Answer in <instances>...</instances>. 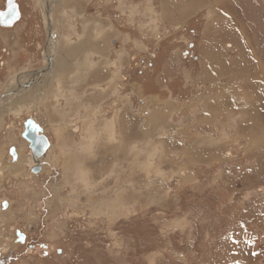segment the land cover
<instances>
[{"label":"rangeland","instance_id":"obj_1","mask_svg":"<svg viewBox=\"0 0 264 264\" xmlns=\"http://www.w3.org/2000/svg\"><path fill=\"white\" fill-rule=\"evenodd\" d=\"M18 1L0 29V264H264V0ZM109 27L110 72L77 97L52 84L60 38ZM27 117L51 142L39 173Z\"/></svg>","mask_w":264,"mask_h":264},{"label":"crops","instance_id":"obj_2","mask_svg":"<svg viewBox=\"0 0 264 264\" xmlns=\"http://www.w3.org/2000/svg\"><path fill=\"white\" fill-rule=\"evenodd\" d=\"M68 3H71V1L70 0L59 1L58 6L61 12L64 13L67 12V8H69ZM70 8L73 7L70 5ZM62 9L64 10L62 11ZM74 11L77 12V9H75ZM81 15L82 14L76 13V17ZM49 18H50V14H49ZM60 20H61L59 22L60 30H64V29L72 30V32H70L71 35L73 31H76V27L74 28L68 27V24L70 25L71 23H66V22L64 23L62 22V19ZM94 30L97 31L98 28L96 29L94 28ZM114 30L109 27L107 30L101 33V36L99 38H94V31L91 33V35L86 34L85 37H82L81 39L75 41H72L70 37H68V39L70 40H63L62 38H60L58 47L57 49H55V55L58 56V67L55 69V73L57 70H60L59 71L60 76L52 75L50 77V79L52 80V84L54 83V79H57L58 77L60 79L59 84L63 85L62 81L64 80L65 86L67 84V79L70 81L72 79H75V85L73 91L74 97L78 96L80 92L79 91L80 87H82V86L79 87L80 84L78 85V83H85V86L98 84L97 75H100L103 72L107 75L110 72L108 65L110 62H113L114 60L112 58V46L115 41L114 38L116 37V35L113 36V33H115ZM53 36L55 37L56 35L53 34ZM63 71H65L64 73L65 75H62ZM78 75L81 76L80 77L81 81L80 78H77ZM234 76L239 77L240 80H243L244 78V75L242 73H235ZM100 84L101 86L103 85V83ZM70 89L71 88L66 90L64 93V99L66 103L72 97V93H71L72 90L70 91ZM208 96L210 95L207 94V96L205 95L202 96L201 98L204 99L205 101L206 100L209 101L210 99H207ZM64 99L62 97H59L58 102L60 103L61 100L63 101ZM53 101L55 102L52 103L51 101H49L48 103L49 108L54 107V104L57 102L56 99ZM65 108H67V106H65ZM208 115L211 116V113L209 111H208ZM63 123L64 122L62 119H58V120L53 119V121L51 122L53 126H58V127L64 126ZM225 136H226L225 137L226 140H230L234 138L231 134H227V133H225Z\"/></svg>","mask_w":264,"mask_h":264},{"label":"water","instance_id":"obj_3","mask_svg":"<svg viewBox=\"0 0 264 264\" xmlns=\"http://www.w3.org/2000/svg\"><path fill=\"white\" fill-rule=\"evenodd\" d=\"M47 14V13H46ZM47 17L49 18L48 14ZM20 18V11L18 4L15 0L10 3L9 0H5L4 9L0 10V24L3 27H12L13 24ZM49 21V20H48ZM50 23V22H49ZM50 35V32H49ZM49 38V37H48ZM47 38V39H48ZM47 42L45 43V50L47 52ZM52 66V58L48 57ZM48 66V68H49ZM39 70V69H38ZM41 70V69H40ZM7 91V90H6ZM14 90L5 92V94L10 93ZM20 136L27 142L28 153L26 154V163L31 173H39L43 169V161L50 149L51 142L48 136L44 132V127L35 121L32 117H27L22 121V129ZM10 162L15 163L18 161V152L15 146L9 148ZM9 202L6 199H0V209L4 210L7 208ZM16 235L18 236L17 241L24 242L25 234L19 229L16 230Z\"/></svg>","mask_w":264,"mask_h":264},{"label":"flooded vegetation","instance_id":"obj_4","mask_svg":"<svg viewBox=\"0 0 264 264\" xmlns=\"http://www.w3.org/2000/svg\"><path fill=\"white\" fill-rule=\"evenodd\" d=\"M15 2L18 4V8H19V1L18 0H15ZM4 3H5V0H0V10H3L4 9ZM20 11V10H19ZM17 23V21L13 24V25H15ZM13 27V26H12ZM3 28V26L0 24V29H2ZM4 28H8V27H4ZM11 28V27H10ZM43 49H44V44H43ZM45 50V49H44ZM154 57H156V55L154 54ZM0 59H1V55H0ZM144 61H146V63H147V65L148 66H150V67H152V65H153V62L152 61H150V60H148V59H144ZM34 118V117H33ZM34 120H36V119H34ZM37 121V120H36ZM38 122V121H37ZM40 124V123H39ZM11 146H13V145H11ZM11 146H9L8 147V150H7V157H8V159L10 160V157H9V148L11 147ZM16 147V146H15ZM16 150H17V148H16ZM18 151V150H17ZM25 234V233H24ZM16 237H17V239H18V236L17 235H15ZM28 237V238H27ZM33 237H36L35 236V233H33V236H31V238H30V236H27V234H25V237H24V241H25V239L27 238L29 241H30V239H32ZM31 246V245H30ZM46 248V247H45ZM57 252H59V249L57 250Z\"/></svg>","mask_w":264,"mask_h":264},{"label":"bare ground","instance_id":"obj_5","mask_svg":"<svg viewBox=\"0 0 264 264\" xmlns=\"http://www.w3.org/2000/svg\"><path fill=\"white\" fill-rule=\"evenodd\" d=\"M51 2H52V1H51ZM49 3H50V1H48V6H49ZM46 4H47V3H46ZM46 13L48 14V11H46ZM48 16H49V14H48ZM51 27H52V26H51ZM50 31H51V30H50ZM50 33H52V32H50ZM51 36H53V34H51ZM49 41H50V40H49ZM49 41H48V44H47V45H48V46H47V52H46V54H45V57H46L47 60H49L48 57H51V56H50V51H51V50H50V45H51L52 43L49 42ZM53 44H54V43H53ZM51 47H52V46H51ZM53 57H54V56H53ZM52 59H53V58H52ZM258 65H259V64H258ZM36 85H37V84H36ZM31 87H32V86H31ZM30 90H31V89H30ZM28 92H29V91H28ZM35 121H36V120H35ZM16 172H17V171H16Z\"/></svg>","mask_w":264,"mask_h":264},{"label":"snow or ice","instance_id":"obj_6","mask_svg":"<svg viewBox=\"0 0 264 264\" xmlns=\"http://www.w3.org/2000/svg\"><path fill=\"white\" fill-rule=\"evenodd\" d=\"M9 2L11 3V2H12V0H9Z\"/></svg>","mask_w":264,"mask_h":264},{"label":"trees","instance_id":"obj_7","mask_svg":"<svg viewBox=\"0 0 264 264\" xmlns=\"http://www.w3.org/2000/svg\"><path fill=\"white\" fill-rule=\"evenodd\" d=\"M80 264H82V263L80 262Z\"/></svg>","mask_w":264,"mask_h":264}]
</instances>
